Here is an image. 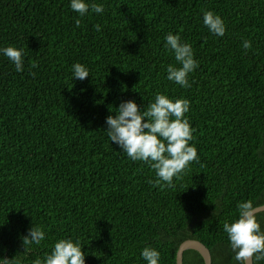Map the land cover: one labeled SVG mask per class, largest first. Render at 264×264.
I'll return each instance as SVG.
<instances>
[{"label": "trees", "instance_id": "1", "mask_svg": "<svg viewBox=\"0 0 264 264\" xmlns=\"http://www.w3.org/2000/svg\"><path fill=\"white\" fill-rule=\"evenodd\" d=\"M70 2L0 0V49L24 54L17 72L0 53V259L32 264L72 239L85 264H147V246L159 264H176L180 244L196 240L211 264H239L223 223L241 201L264 205V0H86L104 12L84 17ZM204 10L223 19V37L204 25ZM168 33L199 63L190 88L167 79L176 64ZM75 63L87 79L74 80ZM157 93L190 101L199 158L164 190L106 132L121 103L143 111ZM257 221L264 231V212ZM33 226L46 238L26 252ZM183 264L204 262L186 250Z\"/></svg>", "mask_w": 264, "mask_h": 264}, {"label": "clouds", "instance_id": "2", "mask_svg": "<svg viewBox=\"0 0 264 264\" xmlns=\"http://www.w3.org/2000/svg\"><path fill=\"white\" fill-rule=\"evenodd\" d=\"M70 7L80 17L88 14L89 10L94 13L104 12L103 5L87 3L86 0H71ZM203 23L214 35L223 37L226 33L223 19L213 11H203ZM75 24L79 27L81 20L75 19ZM94 27L96 31L101 30L98 24ZM165 40V46L173 53L176 61L175 65L167 67V79L186 89L190 88L189 74L199 67L191 44L182 42L179 35L172 33H168ZM242 47L250 50L251 40L243 41ZM0 53L15 65L17 72L24 71L22 49L9 46L0 49ZM36 66L32 65L33 68ZM72 71L74 80L83 81L90 75L88 69L80 63H75ZM189 111V100L157 93L154 102L148 104L143 111L134 101L121 103L115 116L109 115L106 118V132L111 142L117 144L129 159L143 162L154 170L156 179L149 180V184L161 190L173 188L174 179L185 174L193 162L199 163L197 148L191 144L195 129L186 118ZM237 209V218L223 223V230L235 253L234 260L239 264H257L258 261H264V231L257 221L258 207L249 199L239 202ZM45 238L43 228H30L28 235L23 237L26 252L29 250L28 245H39ZM141 255L147 264H159L161 258V253L151 246L144 247ZM13 262L14 259H0V264ZM32 264H85V253L80 241L59 239L50 254H46L43 259H35Z\"/></svg>", "mask_w": 264, "mask_h": 264}, {"label": "water", "instance_id": "3", "mask_svg": "<svg viewBox=\"0 0 264 264\" xmlns=\"http://www.w3.org/2000/svg\"><path fill=\"white\" fill-rule=\"evenodd\" d=\"M264 212V205L258 207V213ZM186 250L196 251L203 259L204 264H211L210 251L201 242L196 240H186L182 242L176 252V264H183V253Z\"/></svg>", "mask_w": 264, "mask_h": 264}]
</instances>
